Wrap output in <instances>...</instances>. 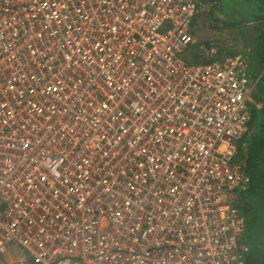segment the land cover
Wrapping results in <instances>:
<instances>
[{"label": "built area", "instance_id": "2783aa9c", "mask_svg": "<svg viewBox=\"0 0 264 264\" xmlns=\"http://www.w3.org/2000/svg\"><path fill=\"white\" fill-rule=\"evenodd\" d=\"M206 8L0 0V264H244L231 200L264 69L248 87L240 53L186 60Z\"/></svg>", "mask_w": 264, "mask_h": 264}, {"label": "trees", "instance_id": "16d2710c", "mask_svg": "<svg viewBox=\"0 0 264 264\" xmlns=\"http://www.w3.org/2000/svg\"><path fill=\"white\" fill-rule=\"evenodd\" d=\"M237 1L238 5H241L242 7L241 13H238L241 20L236 22L239 19L234 18V23L229 22L230 18L235 16V14H231L230 17L227 16L225 18V20H227L225 25L228 29L240 30L244 22L242 19H247L254 24V46L252 50L248 49L241 54L247 61V73H249L250 77H252V73L255 81L257 76H259L261 71L264 69V0ZM203 44L206 47H209L210 45V47L212 46L216 48L218 51V59H223L224 57L240 53L238 50H231V48L223 49L225 46H221L222 42H219L217 46L213 42L210 44ZM197 48L198 45L193 44L188 48L190 49V56L187 55L186 60L190 63L195 62L191 59L193 57L197 60L196 63L208 62V60L196 55ZM261 84H264V77H262L261 80L259 79L257 85L255 86L256 92H253L251 100L248 102V109L251 133L252 130H255L257 137L259 139L262 138V141H260L259 144L253 142L247 147V150L244 149L243 151L241 146L245 145V139L249 135L247 132L237 145V156L239 157V154L242 155L244 161H241L240 164L243 167L245 175L249 178V184L245 191H239L237 195H235V201L233 204L234 207H236L245 216V231H254V225L257 224L259 235L255 237L253 241H260L259 243H254L253 245L244 243L249 248V251L244 258V264H264V94L262 95L260 93V91H264V85ZM257 103H260L262 107L257 108ZM249 209H253L254 211L252 217L249 216ZM256 213L259 214L256 215ZM253 253L258 254L259 257H253Z\"/></svg>", "mask_w": 264, "mask_h": 264}, {"label": "rangeland", "instance_id": "374dc122", "mask_svg": "<svg viewBox=\"0 0 264 264\" xmlns=\"http://www.w3.org/2000/svg\"><path fill=\"white\" fill-rule=\"evenodd\" d=\"M212 1V0H211ZM216 2H214L216 5L214 7H210V4H212L210 2V0H208V4H207V8L201 12L200 14H198L197 16H195L192 20V25H191V36L193 38V42L191 43V45H200L203 43H215L216 46L219 42H222L221 46H226L225 48H231V50H238L240 52V54L244 51H247L249 49V46L244 43H241V37L240 35H238L237 33H231L230 31H228V28L223 29L222 26H225V23H227L223 20H220L219 17L216 18L217 15V11H219L221 14L230 17L231 14H235V16H233L232 18H230L229 22H234V18L235 19H240L238 13H241L242 11V7L241 5H238V1L237 0H215ZM223 24H220V22ZM229 30H231L229 28ZM213 32H215L214 34H212ZM212 34V35H211ZM229 42V44H228ZM224 44V45H223ZM190 45V46H191ZM189 46V47H190ZM223 48V49H225ZM186 55L190 56V49L185 51ZM182 59H185L184 56H182ZM251 73V72H250ZM264 74V73H263ZM261 75L260 80L262 77H264V75ZM252 77L250 78V83L248 85V87H250L253 83H254V76L251 73ZM264 85V84H261ZM255 92H256V88H255ZM260 93L263 95L264 91H260ZM251 133V128L249 126V131H248V136L245 139V145L240 146L244 149L247 150V147L249 145H251L253 142H255L256 144H259L260 141H262V138L259 139L256 135V131L252 130ZM256 135V136H254ZM255 138H254V137ZM252 137V138H251ZM244 143V142H241ZM239 144V141L237 143V145ZM236 161L237 162H243V158L242 155L239 154V157L236 155ZM235 201V198L233 200H231L232 204ZM234 205V204H233ZM240 212V211H239ZM241 213V212H240ZM242 214V213H241ZM254 211L253 209H249V216H253ZM259 213H256V215H258ZM243 215V214H242ZM255 215V216H256ZM255 226V230L254 231H245L244 235L241 238V242L243 243H247V244H251L253 245L254 243H259L260 241L254 242L253 239L255 237H257L259 235V229L257 228V224L254 225ZM260 239V238H259ZM264 241V239H263ZM16 253L13 251L9 252V256L4 253V254H0V260H3L5 262L9 261V257H16ZM253 257L258 258L259 255L256 253H253Z\"/></svg>", "mask_w": 264, "mask_h": 264}, {"label": "crops", "instance_id": "0c3cea01", "mask_svg": "<svg viewBox=\"0 0 264 264\" xmlns=\"http://www.w3.org/2000/svg\"><path fill=\"white\" fill-rule=\"evenodd\" d=\"M205 3H207L208 4V0H203ZM210 2L212 3V4H210V6H209V8L210 7H214L216 4L214 3L215 2V0H210ZM211 9V8H210ZM217 17H219V19L220 20H223V21H225V18L227 17V16H225V15H223V14H221L219 11H217V15H216V18ZM241 19V18H240ZM220 20H219V22H220ZM243 21V20H242ZM227 22V21H226ZM220 24H222L221 22H220ZM192 25V24H191ZM223 25V24H222ZM246 24L243 22V24H242V27H244ZM224 26H222V28H223ZM226 27H224L223 29H225ZM228 31H230L231 33H237L238 35H240V37H241V43H244L245 45L247 44V41H246V39L244 38V32L245 31H243V30H235V29H231V30H229L228 29ZM215 32H213L212 34H214ZM211 34V35H212ZM228 44H229V42H228ZM225 46V45H224ZM227 46V45H226ZM225 46V47H226ZM224 47V48H225Z\"/></svg>", "mask_w": 264, "mask_h": 264}, {"label": "water", "instance_id": "95a60500", "mask_svg": "<svg viewBox=\"0 0 264 264\" xmlns=\"http://www.w3.org/2000/svg\"><path fill=\"white\" fill-rule=\"evenodd\" d=\"M244 23L246 24V29H245L246 39L249 44V49L252 50L255 41L254 24L247 19H244Z\"/></svg>", "mask_w": 264, "mask_h": 264}, {"label": "flooded vegetation", "instance_id": "af4514ba", "mask_svg": "<svg viewBox=\"0 0 264 264\" xmlns=\"http://www.w3.org/2000/svg\"><path fill=\"white\" fill-rule=\"evenodd\" d=\"M241 19H239V20H237L236 22H238V21H240ZM243 21H244V19H242ZM241 30H243V31H245V29H246V25L244 26V27H242V28H240ZM245 33V32H244ZM244 38L246 39V34H244ZM246 41H247V39H246ZM247 45L249 46V44H248V41H247Z\"/></svg>", "mask_w": 264, "mask_h": 264}, {"label": "snow or ice", "instance_id": "6c2138e0", "mask_svg": "<svg viewBox=\"0 0 264 264\" xmlns=\"http://www.w3.org/2000/svg\"><path fill=\"white\" fill-rule=\"evenodd\" d=\"M25 147H27V145H25Z\"/></svg>", "mask_w": 264, "mask_h": 264}, {"label": "clouds", "instance_id": "9594fccd", "mask_svg": "<svg viewBox=\"0 0 264 264\" xmlns=\"http://www.w3.org/2000/svg\"><path fill=\"white\" fill-rule=\"evenodd\" d=\"M192 24V23H191ZM244 236V235H243Z\"/></svg>", "mask_w": 264, "mask_h": 264}, {"label": "bare ground", "instance_id": "6f19581e", "mask_svg": "<svg viewBox=\"0 0 264 264\" xmlns=\"http://www.w3.org/2000/svg\"><path fill=\"white\" fill-rule=\"evenodd\" d=\"M234 23V22H233Z\"/></svg>", "mask_w": 264, "mask_h": 264}]
</instances>
